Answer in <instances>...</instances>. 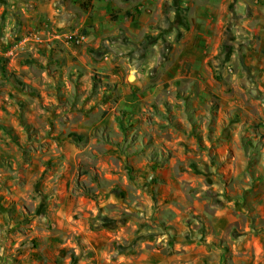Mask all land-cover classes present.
<instances>
[{
  "label": "rangeland",
  "instance_id": "374dc122",
  "mask_svg": "<svg viewBox=\"0 0 264 264\" xmlns=\"http://www.w3.org/2000/svg\"><path fill=\"white\" fill-rule=\"evenodd\" d=\"M93 1L0 0V264H264V63Z\"/></svg>",
  "mask_w": 264,
  "mask_h": 264
},
{
  "label": "crops",
  "instance_id": "0c3cea01",
  "mask_svg": "<svg viewBox=\"0 0 264 264\" xmlns=\"http://www.w3.org/2000/svg\"><path fill=\"white\" fill-rule=\"evenodd\" d=\"M93 2L99 4V0ZM130 2L129 7L136 14V35L155 33V49L162 50L167 41V48L172 53L178 48L183 49L184 62L204 63L217 60L226 43L236 48L238 43L240 46L248 44L255 60L264 63V0ZM98 12H102V5Z\"/></svg>",
  "mask_w": 264,
  "mask_h": 264
},
{
  "label": "trees",
  "instance_id": "16d2710c",
  "mask_svg": "<svg viewBox=\"0 0 264 264\" xmlns=\"http://www.w3.org/2000/svg\"><path fill=\"white\" fill-rule=\"evenodd\" d=\"M87 35V34H86ZM72 137H75V138H77V139H82V136H80V135H73ZM226 251H227V249H226Z\"/></svg>",
  "mask_w": 264,
  "mask_h": 264
}]
</instances>
